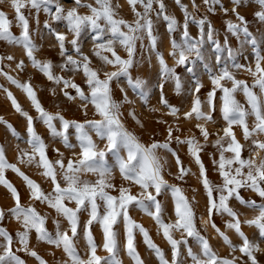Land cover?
<instances>
[{"label":"snow or ice","instance_id":"snow-or-ice-1","mask_svg":"<svg viewBox=\"0 0 264 264\" xmlns=\"http://www.w3.org/2000/svg\"><path fill=\"white\" fill-rule=\"evenodd\" d=\"M3 2L4 0H0V3ZM174 2L184 15L182 24L178 23L174 16L167 14L163 0H128L136 17L132 23L116 18V8L119 5L114 7L112 0H94L95 6L91 3H84L83 0H74V6L67 10L59 3V0H9L11 8L15 12L17 25L21 28L19 38L13 36L10 31L11 21L7 19L3 11H0V40L21 46L33 68L49 82L63 85L60 92L68 101L79 99L81 102L79 108L85 117L88 116L89 105L93 109V116L99 117V119L86 118L81 122L68 120L59 111L54 114L49 113L37 99L36 91L29 81L21 83L7 73H0L12 85L25 93L33 110L37 113L35 120L43 123L50 137L58 138L66 149L79 148V153L73 151L75 158H69L67 164L64 163V154L58 148H54L53 151L59 158L54 162L51 161L47 156L48 146L35 131L33 116L21 107L8 89H3L14 111L27 122V140L24 143L28 145V148H20L19 144L16 145L17 162L25 166L35 165L42 169L41 175L46 180H50L52 188L51 191L45 193L37 182L17 167V164L8 162L4 146L0 145V185L7 190L13 201L12 207L7 210L0 208V221L6 215H10L20 225V230L16 233L19 247L15 251H13V236L6 229L0 228V264H25V261L16 254L17 252H24L32 256L38 261V264H47L34 249L29 247L30 233L33 231L39 242L46 243L56 249H62L66 256L62 264H122L118 255L120 245L119 233L116 228L121 219L125 238L124 250L132 264H145L135 246V230L140 232L144 244L155 256L158 264H186L185 253L181 251V246L188 245V238L194 239L199 246V252H194L191 247H187L186 258L190 259L191 264H237L240 257L235 255H232L231 258L220 257L211 247L207 237L197 229L193 209L194 197L189 200L180 187L169 184L164 179L163 172L168 161L158 154V150L171 152L175 158L178 169L175 175L177 180H183L190 172V169L182 165L177 153L170 148L173 140L177 144L187 146L188 154L199 169V179L208 197V219L204 221V224L211 225L232 253H235L238 247L241 255L247 257V261H242V264H258L255 253L264 250L260 249L259 245L251 241L242 231L239 214L230 207L229 201L234 198L241 205L254 210L258 209V215L243 221V223L250 227L254 226L258 230L259 237L264 238V204L258 205L255 201L245 200L240 195V190L247 188L264 198V186H262L264 185V156L259 155L261 151H264V141L255 138L264 134V99H262L264 97V67H261L264 56L255 47V41L251 40L249 42L253 44L255 56L254 68L236 62V54L231 48H228V57L225 61L218 54L222 46L214 38L216 32L207 17L197 19L189 13L187 5H184L182 0H174ZM219 2L220 0H204L207 5ZM251 2L259 6V10L255 11L253 15L261 23H264V0H251ZM138 3L143 7V12L136 10L135 6ZM231 3L233 5L231 12L236 16L238 23L231 20L225 21L226 33H231L235 37H239L242 33L245 37H249L247 22L237 11V8L244 4L245 0H231ZM154 4L158 6L157 16L162 17L166 24L170 43L168 55L174 60L173 67L168 66L163 53L158 50L159 38L154 35L153 21L150 17V13L154 11ZM193 6L195 7L194 0ZM25 8L29 12L35 10L37 14L41 11L49 14L51 23L45 21L44 27L48 29L50 35L54 36L59 47V55L63 58L58 67L61 71L73 74L82 72L87 92L73 79L55 75L50 60L41 61L36 58L35 53L38 51V47L31 38L29 20L21 11ZM80 8H86L88 13L81 14L78 11ZM209 10L214 11L212 8ZM222 11L227 15L229 9L223 8ZM189 22L197 27L198 35L196 37L189 33ZM53 23L63 24L73 38L67 40L66 33L53 28ZM181 29L180 42L178 43L173 34ZM85 30H91L94 33L91 38L92 55L102 65L115 69L114 71H103V78H101L100 70L92 66L90 57L81 50L79 38ZM145 36L149 41L150 52L155 55L156 63L159 66L161 80L158 85L160 89L159 103L168 109L167 115L173 116L177 120L180 119V109L169 104L164 97V84L169 80L173 81L174 92L176 95H180L183 89L176 67H185L194 61L203 60L206 45H211L214 52L217 53L216 64H222V66L215 74L209 71L208 79L212 89L207 93L206 100L202 101L198 93L203 88V84L194 78V86L189 89L192 97L191 106L189 111L183 113V118L190 120L194 117L197 121H204V124L197 123L195 128L199 130L203 140L207 143L211 134L205 124L213 120L216 95L218 91L221 93L219 96L220 113L226 126L222 129L223 134L217 133V138L212 141V147L219 153V159L213 158L212 163L217 169L222 183L212 184L207 178L206 169L200 156L205 145L201 144L194 135L183 139L180 136H174V131H179V128L168 125L164 142L153 140L151 143L145 144L124 126L121 119V107L123 103L128 102L127 94L121 87L120 91L124 93V99L115 100L112 83L113 81L118 82L123 77L130 87L139 90L141 99H146L147 94L143 90L145 81L139 77L134 79L131 75V71L137 63V41H141V47H143L142 42ZM66 43L71 44L78 58L67 54ZM117 46L123 49L126 56L122 57L118 54ZM227 46L226 35L224 47ZM3 59L12 61L14 57L11 55L0 57V60ZM228 61L231 63L229 64ZM16 68L23 71L24 61L17 62ZM239 70H244L253 77L251 86L246 81L236 78L234 71ZM186 71L192 73L194 69L186 67ZM223 81L231 82V87L225 86ZM69 88L75 90V95L66 91ZM255 88L259 89V95L253 91ZM49 92L53 96L56 95L55 88L49 89ZM237 92L244 95L247 107L236 99ZM204 105L207 106V111L204 110ZM152 111L155 112L158 109L154 108ZM128 114L141 128L143 127L133 111ZM250 116L253 118L251 126L247 122ZM54 121H59V128ZM157 122L167 125V121L158 120ZM0 123L8 128L13 137L17 140L21 139L11 124H8L3 118H0ZM234 126H239L246 142L250 141L249 151L253 155H250L249 158L242 156L244 145L237 140L233 131ZM70 128L75 130V144L69 142L67 133ZM92 134L104 142L103 148L98 146ZM225 153H231V155L225 156ZM108 157H111V163H109ZM6 170H11L23 180L30 202H39L54 210L56 213V218L52 220L54 233L49 232L45 226L48 216L41 215L31 203L27 207L21 204L18 189L6 179ZM116 170H118L120 178L128 184V187L123 184L119 187L118 196L111 195L108 191L117 190L116 185L112 182ZM89 174L95 177L94 181L83 178ZM133 185L140 189L135 195L131 193ZM165 192L170 193L172 198L174 222L166 223L163 219L164 206L158 197ZM72 203L75 207H69V204ZM132 206L151 217L155 222L158 233L162 232L163 238L170 246V260L166 258L164 251L152 242L148 231L131 218L129 210ZM82 212L87 213V219L83 223L82 237L86 244L87 259L81 258L76 247V240L80 236L78 229ZM213 214L220 216L226 214L231 218L225 221V227L235 231L242 240L241 245L236 246L231 243L228 236L212 220ZM61 219L67 222V228L63 231L61 230ZM93 224L99 225L103 238L102 247L107 256L97 255L98 246L91 231ZM174 231L181 233L180 239L173 237Z\"/></svg>","mask_w":264,"mask_h":264},{"label":"rangeland","instance_id":"rangeland-1","mask_svg":"<svg viewBox=\"0 0 264 264\" xmlns=\"http://www.w3.org/2000/svg\"><path fill=\"white\" fill-rule=\"evenodd\" d=\"M84 3H91L95 6L94 0H83ZM166 8V12L169 15L174 16L178 23L182 24L184 21V15L181 12L180 8L175 4L174 0H163ZM59 3L67 10L74 6V0H59ZM113 6L119 5L116 8L118 19H124L129 23H132L136 17L133 14L132 7L128 4V0H112ZM184 5H187L189 13L195 16L197 19L202 17H207L208 21L213 25L215 29V39L218 40L222 46L220 53H218L225 61H227L228 57V48H231L232 51L236 54L235 59L236 62L252 67H255V56L253 51V44L249 41H255V47L260 50V54L264 56V23H261L253 13L259 10V6L255 3L251 2V0H245V3L237 8V11L241 16H243L247 22V27L249 29L250 36L245 37L242 33L239 37H235L231 35V33H226L225 31V21L231 20L234 23H238L236 20V16L231 12V8L233 7L231 0H220L219 3L207 5L204 3V0H194L195 7L193 6V0H182ZM136 10L138 12H143V7L138 3L136 4ZM212 8L214 11H210ZM223 8L229 9L227 15L222 11ZM154 11L150 13V17L153 21L154 35L159 38L158 42V50L163 53L164 59L169 67L174 66V60L172 57L168 55L170 51V43L168 33L166 32V24L162 17H158L156 14V10H158L157 5H153ZM0 11H3L6 14L7 19L11 21L10 31L13 36L19 38L21 35V28L17 25L15 19V12L11 8L9 0H4L3 3H0ZM23 14L29 20V30L30 35L33 42L37 45L38 51L35 53V56L38 60H50L53 64V73L55 75L63 76L65 79L71 78L73 81L80 85L82 89L87 92V87L84 84V77L82 72L73 74L72 72L61 71L58 65L63 61V58L59 55V47L54 36L48 33V29L44 27L45 21H50L49 14L41 11L40 13H35V10L29 12L28 9L21 10ZM54 11V8H53ZM78 11L81 14H87L88 10L86 8H80ZM52 27L57 31L64 32L67 35V40H71L72 34L67 32V29L63 24H52ZM188 30L191 36L196 37L198 35V30L195 24L189 22ZM178 30L174 33V37L176 41L180 42V32ZM94 33L91 30H85L82 32L79 38V44L81 50L87 54L92 60V66L97 68L101 72V78H103V71H114L115 69L111 66L102 65L95 56L92 55V35ZM227 35L228 46L224 47L225 36ZM143 47H141V41H137V51H136V65L131 71L132 77L135 79L139 77L144 80L143 90L146 92V99H141L139 90L132 88L128 85L125 78L121 77L118 82L113 81L112 90L113 97L117 101H121L124 99V93L127 94V103H123L121 107V119L124 123V126L131 132H133L142 143L149 144L153 140L164 142L166 137V127L168 125H172L174 128H179V131H174V136H180L182 139L188 136L194 135L196 139L204 144L203 151L200 153L202 162L206 169V175L209 181L212 184H220L222 180L218 174L217 169L214 167L212 160L213 158L219 159V153L215 148L212 147V141H214L217 137L216 134H223L222 129L226 126L225 121L222 119L220 113V100L219 96L221 93L218 91L215 100V111L213 112V120L207 124L205 127L211 134L207 143L203 140V137L200 135L198 129L195 128L197 123L204 124V121H197L194 117L190 120H185L183 118V113L189 111L191 106L192 97L189 93V89L193 88V79L199 80L203 84V88L201 89L198 95L202 101L206 100L207 93L212 89V85L210 80L208 79L209 71L215 74L218 71V68L221 65L216 64L215 56L217 55L214 52L213 47L211 45H206L205 58L203 60L194 61L191 65H187L185 67H176V72L180 77L182 84V93L180 95H176L174 92V82L169 80L164 84L163 94L164 97L168 100L169 104L174 105L180 109V119L177 120L175 117L167 115L168 109L164 106L160 105V89L158 85L160 84V75H159V66L156 63L155 55L150 52L149 49V41L146 36L143 40ZM66 48L68 50L69 55H73L76 57L75 52L72 49L71 44L66 43ZM117 52L122 57L126 56V53L122 48L117 46ZM109 55L108 53H105ZM11 55L14 57V60L9 61L7 59L0 60V73H7L13 78L17 79L21 83L25 81H29L31 86L36 91L37 99L40 101L43 108L49 113L60 112L68 120H76L83 121L87 119H99L98 116H93V109L91 105L88 107V116L85 117L83 112L80 110L79 99L74 101H68L63 94L60 92V88L63 85H56L52 82H49L39 71L32 67L30 61L24 54V50L21 46H18L16 43H10L7 41L0 40V57H6ZM20 60L24 61V69L23 71L16 68V63ZM230 64L231 61H228ZM186 67H192L194 71L189 73L186 71ZM261 67H264V61L261 62ZM234 74L237 79L244 80L248 83V85H252L253 77L244 70L234 71ZM225 86L231 87V82L223 81ZM0 118H3L8 124H11L12 127L19 133L21 139L17 140L13 137L8 128L5 127L3 123H0V145L4 146L6 158L8 162L17 164V167L21 169L26 175H28L32 180L37 182L42 190L47 193L51 191L52 185L50 180H46L42 175V169L37 168L35 165L25 166L24 164H20L17 162V150L16 145L19 144L20 148H28V145L24 143L27 140L26 133V120L21 117L18 113L14 111L11 106L10 101L6 98V93L3 89H8L13 96L17 99L21 107L27 111L34 118V127L37 134H39L47 147V156L51 161H55L58 159V155L53 151L54 148H58L60 152L64 154V163L67 164V160L73 157V151L79 153V148L77 147L74 150L66 149L60 142V140L53 139L49 136L48 130L39 120H35L37 113L33 110L30 101L27 99L25 93L12 85L3 74H0ZM124 89V93L120 91V88ZM55 88L56 95L53 96L49 89ZM70 94L75 95V90L69 88L66 89ZM259 95V89H253ZM236 99L245 107H247L246 100L244 95L241 92L236 93ZM264 99V97H262ZM58 105V107H57ZM158 109V111H152V109ZM204 110L207 111V106L204 105ZM5 111V112H4ZM133 111L137 118L143 124L141 128L130 116L129 112ZM7 113V114H6ZM4 115V116H3ZM93 117V118H92ZM158 120L167 121V125L164 123H158ZM217 122H221L222 125H216ZM248 124L251 126L253 123V118L248 117ZM57 128L60 127L59 121H54ZM215 123V124H214ZM233 131L235 132L237 140L244 145V149L242 151L243 158H249L252 154L249 151L250 141L246 142L243 139L242 131L239 126H234ZM69 142L75 144V130L70 128L68 130ZM93 139L96 140L98 146L100 148L104 147V142L98 140L94 134ZM261 141H264V134L255 137ZM170 148L173 149L177 155L179 156L182 165L188 169L190 172L185 176L183 180H177L175 175L178 171L177 165L175 162V158L172 156L171 152H165L164 150H158V154L163 156L168 164L165 167V171L163 172L164 179L169 184H174L180 187L184 195L192 200L194 197L193 209L195 212V224L197 229L201 232L202 235L207 237L209 240L211 247L220 257L231 258L232 255L236 257H240V260L237 261V264H242V261H247L246 256H242L238 250L235 253L231 252V249L224 244L223 240L217 235L214 229L210 224L205 225L204 221L208 219L207 213V201L208 197L205 193V190L199 179V169L192 161L191 156L187 152V146L184 144H177L174 140L170 144ZM209 154H212L211 156ZM231 153H225V156H230ZM260 156H264V151L259 153ZM38 159V157H37ZM109 163L112 162L111 157H108ZM6 179L9 180L19 191L21 204L25 207L29 206L31 203L35 209L44 216H48L49 218L46 220V228L49 232L54 233V225L52 223L53 218H56V213L54 210L47 207L45 204H41L35 201H29L28 191L24 185L23 180L11 170H6L5 172ZM88 180H95V177L92 175H87L83 177ZM59 179V177H58ZM116 185V191L108 190L111 195L118 196L119 187L123 184L125 187H128L127 182H124L120 176L118 170L114 171V179L112 181ZM62 185L63 182L61 181ZM264 186V185H262ZM140 191L138 186L133 185L131 187V193L133 195L137 194ZM216 194L214 193V196ZM240 195L245 200H253L258 205L264 204V198L259 197L256 193L251 190L245 188L240 190ZM158 199L162 202L164 206L165 215L163 217L164 221L174 222L175 216L173 212V203L170 193L165 192ZM13 201L11 200L10 194L7 193V190L0 185V208L7 210L12 207ZM230 207H232L239 214V219L241 220L242 231L245 235L253 242L259 245V248L264 250V238L259 237L258 230L252 226H248L243 223V221L252 219L256 215H258V209H252L245 205L239 204L234 198L229 201ZM69 207H75L74 203L69 204ZM103 209L101 208V211ZM129 215L131 218L142 225L149 233L151 240L154 244H156L159 248H161L167 259H171V250L167 241L163 238L162 232L158 233L157 226L155 222L151 219V217L145 215L134 206H132L129 210ZM87 219V213L82 212L80 214V227L78 231L80 232V236L76 240L77 250L83 259H87L86 255V244L83 240V223ZM226 214L223 216L213 214L212 220L220 228L225 235L228 236L229 240L233 245L239 246L242 244L241 238L235 233L234 230L228 229L225 227V221L230 220ZM0 228L6 229L9 234L13 236L14 244L13 251L19 247V243L16 240V233L20 230V225L11 218L10 215H6L5 218L0 221ZM67 228V222L61 219V230L63 231ZM117 231L119 233V259L122 264H132V261L127 256L124 250V228L123 221L116 226ZM92 234L95 238V242L97 244V255L99 256H107V253L103 250V238L102 232L99 228L98 224H93L91 227ZM214 234V235H213ZM173 237L176 239L181 238V233L179 231H174L172 233ZM135 236V246L140 255V257L144 260L145 264H158L155 256L152 252L146 247L143 241V237L138 230L134 231ZM29 247L34 249L40 257L43 258L47 262V264H62L63 260L66 259L62 249H56L46 243H41L36 239L35 232L30 233ZM187 247H191L194 252H199V246L197 242L188 238V245L181 246V251L185 253V262L186 264H191L190 259L186 258V250ZM25 264H38V261L30 255L25 254L24 252L16 253ZM258 264H264V251H259L255 253Z\"/></svg>","mask_w":264,"mask_h":264},{"label":"bare ground","instance_id":"bare-ground-1","mask_svg":"<svg viewBox=\"0 0 264 264\" xmlns=\"http://www.w3.org/2000/svg\"><path fill=\"white\" fill-rule=\"evenodd\" d=\"M5 112V111H4ZM7 114V113H6ZM1 116V115H0ZM4 116V115H3ZM93 118V117H92ZM93 119H95V118H93ZM215 124V123H214ZM216 125H222V123L221 122H217L216 123ZM251 153V152H250ZM251 155H253V153L251 154ZM214 235V234H213Z\"/></svg>","mask_w":264,"mask_h":264}]
</instances>
